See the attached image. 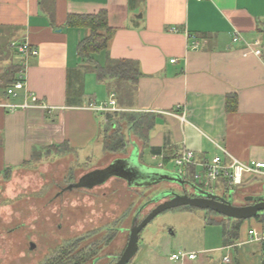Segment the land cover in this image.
I'll use <instances>...</instances> for the list:
<instances>
[{"label":"crops","instance_id":"0c3cea01","mask_svg":"<svg viewBox=\"0 0 264 264\" xmlns=\"http://www.w3.org/2000/svg\"><path fill=\"white\" fill-rule=\"evenodd\" d=\"M101 10L113 36L96 59L135 62L134 82L99 80L79 54L89 31L68 26L69 16ZM236 33L264 39V0H0V101L23 102L8 99L6 89L24 59L15 44L28 42L39 54L28 60L26 87L40 104L0 105V176L64 143L76 152L96 143L104 150L106 113L119 111L155 116L147 146L138 137L131 141L139 157L147 150L161 168L166 156L172 160L186 150L200 160L224 148L243 161H264V62L244 54ZM111 100L116 111L90 108L108 107ZM252 228L261 229L242 222L237 238L225 234L204 257L180 247L172 254L185 250L197 258L155 257L150 264H261V243L249 242Z\"/></svg>","mask_w":264,"mask_h":264},{"label":"rangeland","instance_id":"374dc122","mask_svg":"<svg viewBox=\"0 0 264 264\" xmlns=\"http://www.w3.org/2000/svg\"><path fill=\"white\" fill-rule=\"evenodd\" d=\"M124 133L125 151H106L96 143L80 152L65 147L37 152L30 163L0 176V264H87L100 255H118L119 259L128 244L133 218L142 206L147 204L142 210L144 218L166 199L147 203L150 200L166 191L182 193L177 183L148 184L139 177L138 182L144 183L131 185L124 178L111 176L100 185L90 181L93 187L78 184L116 159L131 156L132 141L137 137L128 136L127 128ZM138 161L164 169L159 167L161 160L147 150ZM165 170L177 173L181 166L172 159ZM198 171L204 174L201 168ZM212 189L238 205L253 203L257 197L264 199V184L253 179L229 189L220 180L212 183ZM257 220L243 223L263 228L264 215ZM230 222L233 220L220 213L201 208L166 210L142 230L139 249L129 264L169 258L180 247L194 249L204 257V249L221 242ZM31 243L35 244L32 249Z\"/></svg>","mask_w":264,"mask_h":264},{"label":"trees","instance_id":"16d2710c","mask_svg":"<svg viewBox=\"0 0 264 264\" xmlns=\"http://www.w3.org/2000/svg\"><path fill=\"white\" fill-rule=\"evenodd\" d=\"M68 26L83 28L89 31V34L80 41L78 51L80 56L87 64L93 65V70L98 76L99 80H106L109 78L116 79L118 83L126 81H136L139 76V70L135 62L131 60H114L108 59L104 64L97 61L96 56L102 52L107 51L109 42L113 36V29L108 23V14L106 10H101L97 14H73L70 15L67 21ZM14 83V82H13ZM235 99V98H234ZM107 121L102 133V142L106 151H125L127 141L124 130H130L131 135L138 137L145 146H147L149 133L156 124L155 116L151 113H136L128 111L108 112L106 113ZM113 131V134L110 132ZM66 148L72 150L68 144L53 146L46 152H55L58 149ZM152 152L156 153L158 150L152 148ZM176 157V156H175ZM123 159V158H120ZM116 160H119L116 159ZM171 160L170 156L165 157V162ZM10 171L7 170L6 173ZM5 173V174H6ZM197 168L189 166L187 168L186 180L196 184L195 175ZM94 174V175H93ZM101 171L91 174V176L101 175ZM90 176V175H89ZM230 185H227L229 187ZM264 214H259L258 217ZM243 219H234L230 222L226 234H237L240 231ZM60 264L62 262H59ZM82 263V262H81ZM48 264H57L55 262Z\"/></svg>","mask_w":264,"mask_h":264},{"label":"built area","instance_id":"2783aa9c","mask_svg":"<svg viewBox=\"0 0 264 264\" xmlns=\"http://www.w3.org/2000/svg\"><path fill=\"white\" fill-rule=\"evenodd\" d=\"M234 40H242L245 43V55L253 54L264 62V39L255 38L253 40H249L244 38L240 33H236ZM15 46L23 55L24 59L19 66L17 77L14 83L6 89V96L8 99L10 97H23V102L17 104L0 101V105L8 107L12 110L17 108L27 109L31 107H39L40 104L38 103L37 97L30 95L26 87V70L28 67V60L32 56H37L39 51L36 48H33L28 42L15 44ZM172 62H176V60L173 59ZM115 105L116 102L111 100V107L103 106L97 108L95 105L90 104V108L100 111H116ZM174 159L176 163L181 166V170L177 173L183 178H186L187 167L189 165L200 167L204 174L201 171H197L195 175L196 185L203 190L209 191L216 195H219V193H216L212 189V183L220 182V180H222L223 186L227 189L242 186L251 179L264 182V161H243L234 157L224 148H222L220 154H216L213 157L204 160L198 159L194 152L188 150L178 154L176 157H174ZM227 185L230 186L227 187ZM255 241L260 242L262 245L261 264H264V228H261L260 230L252 228L249 231V242ZM185 258L195 259L197 258V254L194 252L179 250L170 257L172 260H183ZM224 261H231L229 254L224 256Z\"/></svg>","mask_w":264,"mask_h":264},{"label":"water","instance_id":"95a60500","mask_svg":"<svg viewBox=\"0 0 264 264\" xmlns=\"http://www.w3.org/2000/svg\"><path fill=\"white\" fill-rule=\"evenodd\" d=\"M135 152L131 157L115 160L109 167L101 171L103 178L101 182L107 180L113 175L126 177L125 174L134 179L139 177L145 183L158 184L162 181L174 182L182 186L183 190L190 188L195 192V196H190L185 191L182 193L176 191H166L159 195L158 198L150 200V202H158L160 199H166L164 202L155 206L149 214L142 218V210L147 205L145 204L138 211L132 221L130 228L129 240L123 254L116 261L115 264H129L139 249L140 234L142 230L160 213L175 208H201L204 210H211L220 213L230 220L234 219H251L256 218L259 214H264V199L256 198L254 203L235 204L231 199L224 196L213 194L209 191L203 190L196 184L183 178L178 173H172L165 169H155L148 167L139 160V148L137 144H133ZM145 170L146 172H143ZM144 182H140L141 184ZM169 197V198H167ZM249 199V198H248ZM250 201V199L248 200ZM253 202V201H252Z\"/></svg>","mask_w":264,"mask_h":264},{"label":"flooded vegetation","instance_id":"af4514ba","mask_svg":"<svg viewBox=\"0 0 264 264\" xmlns=\"http://www.w3.org/2000/svg\"><path fill=\"white\" fill-rule=\"evenodd\" d=\"M101 175L95 176V177H93L91 175L90 176L89 175L85 176V177H83L82 181L80 183H78V184L80 186H89V187L90 186L93 187L95 185V184H93L90 181H94V183L97 181V183H98L97 185L103 184L107 180L101 182L100 179L104 177V175L102 177H101ZM113 176H116V177H119V178H124V180L129 181V183L131 185L140 184L138 182V180L136 179V177L134 179H132V178H129L126 174H125L126 177L118 176V175H113ZM183 191H185V193H187L190 196H195L196 195L195 192L192 189H190V188H186L185 190H183V188H182V192ZM108 228L110 230L112 227L111 228L108 227ZM117 229L122 230V231L125 230L124 228H117ZM34 247H35V244L31 243V249L34 248ZM117 260H118V255L117 256L115 255L113 257H111V255H100V256H97L95 258V260H93L91 263H87V264H115Z\"/></svg>","mask_w":264,"mask_h":264}]
</instances>
